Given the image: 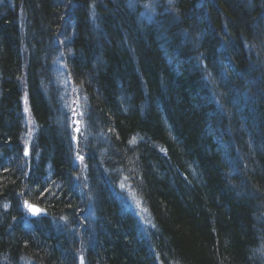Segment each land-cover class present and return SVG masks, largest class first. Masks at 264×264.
Instances as JSON below:
<instances>
[{
	"label": "trees",
	"instance_id": "1",
	"mask_svg": "<svg viewBox=\"0 0 264 264\" xmlns=\"http://www.w3.org/2000/svg\"><path fill=\"white\" fill-rule=\"evenodd\" d=\"M153 1L0 0V264H264V0Z\"/></svg>",
	"mask_w": 264,
	"mask_h": 264
},
{
	"label": "rangeland",
	"instance_id": "2",
	"mask_svg": "<svg viewBox=\"0 0 264 264\" xmlns=\"http://www.w3.org/2000/svg\"><path fill=\"white\" fill-rule=\"evenodd\" d=\"M160 0H154L153 1V3H157V2H159ZM164 1V3L165 4H168V6H169V0H163ZM146 8H148V9H146V12H145V14H148L149 15V13H151L152 12V10H153V7L150 5V6H146ZM55 62H54V64H53V66L54 67H56V70H57V72H56V76H57V78H59V80H60V82H61V87H64V86H66V82H67V80H66V77H65V75H63V64H62V62H61V60H60V57H56L55 58V60H54ZM56 65V66H55ZM65 82V83H64ZM56 84V83H55ZM80 130H81V127H80ZM80 130H79V132H80ZM79 132H77L76 133V138L78 137V135H79ZM34 211V210H33ZM33 211H31V212H33Z\"/></svg>",
	"mask_w": 264,
	"mask_h": 264
},
{
	"label": "bare ground",
	"instance_id": "3",
	"mask_svg": "<svg viewBox=\"0 0 264 264\" xmlns=\"http://www.w3.org/2000/svg\"><path fill=\"white\" fill-rule=\"evenodd\" d=\"M70 92H71V88L69 86L61 87L59 94L62 97L59 96L60 97L59 99H63V96H67ZM19 204H20V207H21V210H22L23 213H29V212H31V211H33L35 209L32 205H30L29 203H27L25 201H20ZM33 212H35V210ZM19 216H20V213L16 212L15 213V217L19 218ZM147 233L148 232L146 230H144V231L141 232L140 235H142L143 237L147 238V235H148ZM158 262H159L158 264H160V259L158 260ZM82 264H83V262H82Z\"/></svg>",
	"mask_w": 264,
	"mask_h": 264
},
{
	"label": "water",
	"instance_id": "4",
	"mask_svg": "<svg viewBox=\"0 0 264 264\" xmlns=\"http://www.w3.org/2000/svg\"><path fill=\"white\" fill-rule=\"evenodd\" d=\"M77 132L80 130L79 126L76 127Z\"/></svg>",
	"mask_w": 264,
	"mask_h": 264
}]
</instances>
